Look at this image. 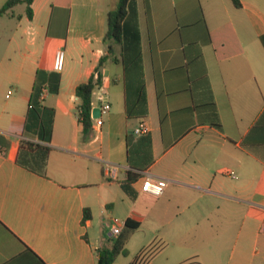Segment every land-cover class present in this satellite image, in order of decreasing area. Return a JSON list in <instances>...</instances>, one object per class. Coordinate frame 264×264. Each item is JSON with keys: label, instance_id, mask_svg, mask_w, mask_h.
<instances>
[{"label": "crops", "instance_id": "obj_1", "mask_svg": "<svg viewBox=\"0 0 264 264\" xmlns=\"http://www.w3.org/2000/svg\"><path fill=\"white\" fill-rule=\"evenodd\" d=\"M116 1L33 0L30 18L24 3L0 16V264H98L99 249L114 238L111 219L140 226L151 198L163 224L194 237L198 247L180 249L191 251L188 259L264 264V0H240V7L231 0H134L126 20L139 30L146 115L126 116L114 45L101 67L110 110L93 118L83 140L75 88L106 54V16ZM57 51L59 91L43 99L54 108L50 151L36 173L16 159L21 139L38 142L24 134L29 95L37 70L54 71ZM204 72L210 92L199 84ZM211 97L220 128L211 106H202ZM92 102L100 105L94 95ZM140 122L146 133L135 134ZM128 133L132 158L152 160L143 170L129 165ZM106 165L116 166L113 176ZM129 169L141 174L129 184L133 195L121 186ZM146 179L167 182L160 196L141 191Z\"/></svg>", "mask_w": 264, "mask_h": 264}, {"label": "trees", "instance_id": "obj_2", "mask_svg": "<svg viewBox=\"0 0 264 264\" xmlns=\"http://www.w3.org/2000/svg\"><path fill=\"white\" fill-rule=\"evenodd\" d=\"M33 0H6L0 7V16L8 9L16 4L24 3L27 16L31 17L30 4ZM134 0H117L113 9L107 12L106 23L107 29L103 36V42L106 46V54L100 57L99 62L90 75L87 81L79 83L75 88V95L78 99L77 118L82 126V139L87 140L93 129V118L91 111L92 92L94 88L101 84V67L104 62L113 55V46L120 47L119 58L112 56L113 62H120L123 68V89H124V109L127 118L142 119L146 115V92L143 79L141 51L139 42V30L137 25L129 23L126 20L130 5ZM235 7H240V0H231ZM198 79V78H197ZM190 79L192 87L198 85ZM60 75L56 71L37 70L30 91L28 110L25 116L24 134L28 137L37 138L38 142H33L26 139H21L19 151L17 154V162L36 173H43L47 163L50 147L46 145L51 141L52 127L54 120V108L43 104L44 91L49 94H56L59 91ZM195 83V86H194ZM200 85L205 87L210 92L209 83L206 74L201 76ZM210 105L212 108V124L220 128V122L215 111V104L211 97L210 102L202 104L203 107ZM139 140L147 146V152L151 150L150 135L144 134L139 137ZM127 149V160L131 169L143 170L152 161L148 160L146 164H141L131 156V147L133 141V133H128L125 136ZM137 154V153H136ZM127 170L126 179L122 182V188L133 195L129 188V184L136 181L141 174L134 170ZM90 217L89 209L85 208L84 218ZM139 227V222L131 218H126L120 233L112 239L110 247L99 249L98 264H112L116 257L120 254H126V244L136 229ZM184 261L183 264L191 262L201 264L199 261L191 258ZM191 260V261H190ZM128 264H143L141 259L135 258Z\"/></svg>", "mask_w": 264, "mask_h": 264}, {"label": "rangeland", "instance_id": "obj_3", "mask_svg": "<svg viewBox=\"0 0 264 264\" xmlns=\"http://www.w3.org/2000/svg\"><path fill=\"white\" fill-rule=\"evenodd\" d=\"M15 8L17 12L23 6H15ZM113 103L112 112L114 113L115 110L117 111L118 106L115 100ZM136 121H132L130 128L133 127ZM149 200L150 202H148L147 206L150 212L147 213L144 221L129 238L126 244L127 253L118 255L115 259V264H128L137 257L141 259L143 264H183L184 261H188V257L194 256L189 255L190 250H186V254L185 251H180L183 247L189 249L198 247V244H194V237L187 236L190 233L185 235V230L176 229L172 223L169 225L163 224L162 216L159 214V201L154 198ZM108 243L110 241L107 240L106 245H109ZM226 259L227 254L222 258V263H225ZM197 260L201 264L211 263L206 258L202 260L199 256ZM190 264L197 263L191 262Z\"/></svg>", "mask_w": 264, "mask_h": 264}, {"label": "built area", "instance_id": "obj_4", "mask_svg": "<svg viewBox=\"0 0 264 264\" xmlns=\"http://www.w3.org/2000/svg\"><path fill=\"white\" fill-rule=\"evenodd\" d=\"M62 66H63V52L57 51L55 54L54 62H53V69L54 71L59 72L62 69ZM9 93L10 91H8V94ZM45 94L46 92L44 91L43 95ZM92 95H94L95 98L100 103V105L98 106L100 109V114L107 113L110 110V103L108 101L107 94H106L104 87L101 84L97 85L94 88ZM134 133L135 134L146 133V127H145L144 122H140L138 124V126L134 130ZM115 171H116V166L106 165L105 172L107 175L113 176L115 174ZM226 174L233 178L236 177L234 172L231 170L226 171ZM166 185H167V182L162 179L160 180L146 179L145 181H143L141 185V191L147 195L157 197L162 194ZM263 214H264V207H263ZM122 226H123L122 222H120L117 218H112L111 224L109 225V232H108L109 236L116 237L120 233Z\"/></svg>", "mask_w": 264, "mask_h": 264}, {"label": "water", "instance_id": "obj_5", "mask_svg": "<svg viewBox=\"0 0 264 264\" xmlns=\"http://www.w3.org/2000/svg\"><path fill=\"white\" fill-rule=\"evenodd\" d=\"M92 118H97L100 116V109L99 107H93L91 111Z\"/></svg>", "mask_w": 264, "mask_h": 264}]
</instances>
